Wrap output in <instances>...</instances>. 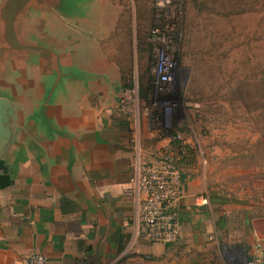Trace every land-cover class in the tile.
<instances>
[{
	"label": "crops",
	"instance_id": "crops-1",
	"mask_svg": "<svg viewBox=\"0 0 264 264\" xmlns=\"http://www.w3.org/2000/svg\"><path fill=\"white\" fill-rule=\"evenodd\" d=\"M85 25L49 21L23 30L24 37L48 33L58 41L81 34L59 63L67 70L61 78L43 73L39 58L5 60L0 70V97L14 109L9 144L0 137V264H19L34 251L47 264H130L158 253L177 264H254L255 245L264 255V218L251 217L248 207L222 211L208 196L195 206L199 186L189 180L185 159L179 240L130 242L133 152L115 112L119 79L103 68L110 65L105 58L86 53L83 35L100 31Z\"/></svg>",
	"mask_w": 264,
	"mask_h": 264
},
{
	"label": "rangeland",
	"instance_id": "rangeland-1",
	"mask_svg": "<svg viewBox=\"0 0 264 264\" xmlns=\"http://www.w3.org/2000/svg\"><path fill=\"white\" fill-rule=\"evenodd\" d=\"M81 3L71 2L73 20L100 31L85 33L83 47L105 58L110 65L103 68L119 79L115 112L128 137L139 124L141 158L151 162L166 143L162 136L177 135L188 148L184 169L199 186L195 197L264 218V107L255 88L263 78L264 0ZM162 52L171 69L159 91L155 65ZM244 81L234 96L233 85ZM162 257L153 254L154 261Z\"/></svg>",
	"mask_w": 264,
	"mask_h": 264
},
{
	"label": "built area",
	"instance_id": "built-area-1",
	"mask_svg": "<svg viewBox=\"0 0 264 264\" xmlns=\"http://www.w3.org/2000/svg\"><path fill=\"white\" fill-rule=\"evenodd\" d=\"M156 90L170 82V69L164 53L156 56ZM127 93V92H125ZM122 99V98H121ZM167 129L166 124H162ZM136 135V138L132 137ZM130 135V146L134 154L132 161L133 181L126 194L132 200L134 210V232L130 242L137 239L155 245L176 243L181 236L179 204L183 198L181 164L186 156L185 144L179 136H162L164 145L147 162L138 152L139 124H134ZM164 135V134H163ZM156 137V136H155ZM195 206L207 203V198H193ZM19 264H47L46 257L39 252H31ZM130 264H177L176 262L154 261L150 256H134Z\"/></svg>",
	"mask_w": 264,
	"mask_h": 264
},
{
	"label": "water",
	"instance_id": "water-1",
	"mask_svg": "<svg viewBox=\"0 0 264 264\" xmlns=\"http://www.w3.org/2000/svg\"><path fill=\"white\" fill-rule=\"evenodd\" d=\"M72 1L82 4L84 0H0V70L5 60L24 58L31 62L32 58H39L43 62V73H53L58 78L64 76L66 67L60 66L59 63L66 60L68 50L79 44V40L72 38L76 37L77 33L68 32L63 40L58 41L56 36L48 33H42L37 39L27 33L24 37L23 30L26 31L31 26H35L36 29L38 26L44 28L49 21H57L59 25L67 26V29L84 26L73 20L75 18L71 15V10L75 9L77 3L73 5ZM117 88L119 101L121 87L118 83ZM13 120V107L7 99L0 97V137L3 138V146L9 144L11 138L9 125ZM262 249L259 244L254 246L252 263L264 264ZM245 259L248 263V258Z\"/></svg>",
	"mask_w": 264,
	"mask_h": 264
},
{
	"label": "trees",
	"instance_id": "trees-1",
	"mask_svg": "<svg viewBox=\"0 0 264 264\" xmlns=\"http://www.w3.org/2000/svg\"><path fill=\"white\" fill-rule=\"evenodd\" d=\"M119 1H122V0H119ZM227 16L230 17V13L229 14L227 13ZM261 53H262V56H261V60H260V65H261V69H262L261 70V74L263 73V78L260 77L261 79H257V82L255 83V88H260L262 90V92L259 91V97H260L262 106L264 107V48L261 49ZM245 85H247L245 83V81L242 82L241 85L239 83H236V84L233 85V87L231 89V92L233 93L234 96H237V95H239V91H242L241 88H243V86H245ZM144 97L145 96L143 95V98ZM129 144H130V137H129Z\"/></svg>",
	"mask_w": 264,
	"mask_h": 264
}]
</instances>
